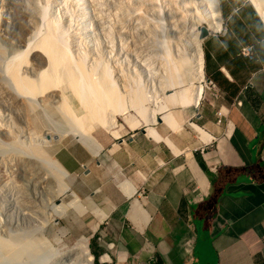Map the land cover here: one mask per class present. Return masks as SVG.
I'll return each instance as SVG.
<instances>
[{
    "label": "crops",
    "instance_id": "obj_1",
    "mask_svg": "<svg viewBox=\"0 0 264 264\" xmlns=\"http://www.w3.org/2000/svg\"><path fill=\"white\" fill-rule=\"evenodd\" d=\"M217 2L204 72L229 106L172 110L178 129H158L171 144L142 126L56 151L72 190L106 214L90 235L98 264H264V0ZM249 45L253 59L241 54Z\"/></svg>",
    "mask_w": 264,
    "mask_h": 264
},
{
    "label": "bare ground",
    "instance_id": "obj_2",
    "mask_svg": "<svg viewBox=\"0 0 264 264\" xmlns=\"http://www.w3.org/2000/svg\"><path fill=\"white\" fill-rule=\"evenodd\" d=\"M113 1L123 10L119 16L122 29L135 18L140 21L139 26L145 27L142 31L136 30L140 33L135 35L138 38L135 41L143 42L140 35L148 41L144 45L148 43L151 60L162 74L161 87H174L178 82L192 87L187 92L182 89V98L168 94L161 101L158 98L151 101L146 90L130 88L127 82L121 81L125 78L130 81L128 70L132 72L123 69V61L127 63L133 51L128 50L131 42L126 31L121 33L118 43L113 35H108L104 42L93 40L83 44L79 37L64 36V27L58 24L56 14L45 22L46 30L39 31L42 10L39 0H23L24 15L21 16L25 31L14 38L9 56H4L0 49V135L12 142L7 146L0 143V184L6 181L5 172L15 169L26 174L29 186L26 191L15 189L16 185L14 189L5 188L0 197V212L5 213L10 225L5 238L0 237V264H71L75 260L78 264H94L90 237L82 235L68 248L60 245L58 235L53 234V243L59 244L54 248L49 239L36 236L38 230L45 232L49 223L71 218L72 208L80 212L85 209L81 198L65 182L70 173L48 154V147L59 144L68 134L84 139L95 130V122H106L113 130L117 116L128 109L139 111L145 118L146 105L150 102L159 107L147 113L149 134L158 135L151 126L158 124L159 115H163L162 121L167 126L178 129L172 110L177 105L188 104L198 108L206 88L212 84L204 72L203 41L222 28L217 0H163V6L160 0ZM141 6L152 14L151 19L138 13ZM136 43L133 39L132 44ZM70 94L79 104L77 111L70 102ZM124 99H128V106ZM45 114L61 126L58 131L45 128L41 120ZM138 125L137 122L132 127ZM197 130L204 139L206 134ZM111 133L114 139L122 136L119 131ZM162 140L171 144L169 138L162 137ZM68 192L71 201L60 202L61 195ZM94 213L99 221L91 231L97 230L106 215L97 208ZM65 232L59 229V234Z\"/></svg>",
    "mask_w": 264,
    "mask_h": 264
},
{
    "label": "rangeland",
    "instance_id": "obj_3",
    "mask_svg": "<svg viewBox=\"0 0 264 264\" xmlns=\"http://www.w3.org/2000/svg\"><path fill=\"white\" fill-rule=\"evenodd\" d=\"M22 1L23 0H0V49H1L4 56L10 55L9 52L13 48L14 38L15 37L18 38L19 37L18 35L20 34V32L25 31V23H24V19H23L24 18L23 17V15H24L23 14V5H22L23 2ZM121 1H123V0H121ZM160 1H161L160 5L163 6V0H160ZM111 2H113V4ZM39 3H40V6L42 7L41 16L39 18V31H45L46 30L45 22L47 21V19L53 18V17H51L53 14L57 15V17H58L57 20L59 19L58 24L60 26L62 25L64 27L63 28L61 26L64 29L63 31H65L64 36L68 37V38L70 37V35L75 36V37H79V39H81V42H83V44L84 43L86 44V43L93 41V40H94L93 42H97V41L98 42L99 41L104 42V41H106V39H108V35H110V36L113 35L112 37L115 39V41L117 39L116 42L118 43L119 40H121L120 39L121 33H123V31H126L124 33L128 34L129 37L127 35H126V37L129 38V40L131 42L128 50H129V52H131L132 50H130V49H133L134 53H133V51L131 52V56H129V61L127 63L125 61H123L124 62L123 63V69L124 70L126 69L125 71H127L128 69L132 70V72L128 70V74H129V72L131 73L130 74L131 80L129 79L131 82L128 81V78L127 79L125 78L121 81L124 83L127 82L128 86H130V88H133V86H134V87H138L139 89L146 90L151 101L152 100L155 101L156 98H158L159 101H161L163 98H165V97L167 98L168 94H169V96L171 94H176L177 96L182 98L183 90L185 92H187L188 90L191 89V87H192L191 85L183 84L181 82L180 83L178 82V84L175 85L174 87L171 85H170L171 87L167 85L169 87V88L166 87L167 89L165 87H161V75L162 74L160 71H157L156 64L153 62V60H151V52L149 51L148 43H147V46H145L146 42H148V41L146 39H142V35H140L141 40L143 41V42L140 41V42H142L141 44L139 43V41H137V43L135 41L138 39V38H136L135 35L138 36V33H140V32H138V33H136V32L139 30L142 31V29H144L145 27H142L141 26L142 24H141L140 25L141 29H140V26H139L140 21L137 22V20H135L136 19L135 18L134 20L130 21L131 23L129 22L128 24H126V27L124 26L125 28H123L124 29L123 30L122 27H120L121 22H119L121 14H122L121 12H123V10L118 9V7H117L118 5L115 4V2L113 0H96V1L95 0L94 1L93 0H49V1L48 0H39ZM140 8L138 9V13L144 14L149 19L152 18L151 17L152 14H150V12H148L146 10L145 6H141ZM145 13L146 14L149 13L150 17H148L149 15H146ZM21 14H23V15L21 16ZM133 39H134V42L136 43V44H134L135 47L132 44ZM144 43H145V45H144ZM83 46H85V45H83ZM203 48H204V43H203ZM133 70L137 71L139 73V75L137 74V72H134ZM137 75L139 76V78L137 77ZM205 75H206V73H205ZM206 77H207V79L209 78L207 75H206ZM138 85H140V86H138ZM180 90H182V91H180ZM179 92H180L181 96H180V94H178ZM70 98H71L70 102H71L72 106L77 111V108H79L78 107L79 104H78L77 100L71 94H70ZM172 100L175 101V99H171V101ZM208 100L217 101L218 107H220L222 103L229 106L232 102V101L227 102L225 99H223L221 96V93L219 92V90L216 87L213 86V84H210L209 88H206V91L204 94V99L202 100V103L197 110L202 108L203 103L207 102ZM125 102H127V106H128V103H129L128 99H127V101L125 100ZM146 106H147L148 111L145 114V118L142 116V114L139 111L134 110V109H131V110L128 109V110L123 111L121 114H119L117 116V121H116L117 126L115 128H112V129L114 131H119L121 134H123V132H125V131L136 130L138 128H141L142 126H146L147 127L146 132H147L148 129H151L148 125V122H147L149 119L147 117V113L155 110L157 108V106L159 107V105L150 102ZM191 106L194 107V105H192V104H188L185 106L184 105H177L173 109V112L175 114L176 112H178L180 110H185L183 108H189ZM221 111L225 114V118H226L227 111L224 108H222ZM78 113H81V112H78ZM162 117H163V115H159L161 122H158V124L155 126H151L152 128L157 130L158 135L156 137H154V136H152V134H149L147 132V134L150 137H152L156 140H162V137H163V135H161V133L158 130L162 125L161 123H164L162 121ZM41 120L45 124V128L48 127L52 131L56 132L59 130V127H61L60 125L55 124L54 120L48 114L41 115ZM137 122L139 123V125L137 127H132V125L137 123ZM98 123L99 122L94 123V125L96 126L95 130H93L94 132L95 131H107L110 134H112L111 132L113 130L108 128V125L106 124V122H105V124H103V123L98 124ZM150 124H152V123H150ZM171 129L174 130V128H171ZM93 131H91V133H93ZM69 139H77V138L75 136H73L72 134H68V136L63 137L62 140H60L59 144L57 143V145L54 144L52 146H49L47 149L48 154L57 159V157L55 155L56 151L60 147L65 145L67 143V140H69ZM0 143L4 146H7L9 144L11 145L12 142L9 139L5 138L4 136L0 135ZM8 152H11V151L8 150ZM12 171H14V172H12ZM15 171L17 172V174L15 173ZM20 172H21V174H20ZM20 172H19V170H15V169L14 170L9 169V170H7V172H5V174L7 176L5 175V179H6V181H4L5 183H2V186L4 185L3 188L0 184V197L3 196V194H4L3 190H5V188L8 189V187H9V189H11V188L14 189L15 185H16L15 189H18V190L22 189L25 191L27 190V188L29 186V183H28L29 179H28V177H26V174H24V172L22 170H20ZM22 172L25 175L24 176L25 178L23 177ZM8 181H10L9 184L7 183ZM65 182H67V184H69V186H70L69 178H67ZM71 191H73L72 188H71ZM70 192L65 193L64 195H61V197L59 199L60 202L62 201L63 203H68L69 201H71L72 196L70 195ZM81 201H82V204L85 206L84 211L80 212L79 210H74L75 208H72L71 210H73V211H71L72 212L71 218H69V219H58L57 223H55V221L53 222L54 224L49 223L47 228L45 229L46 233L38 230L39 232L37 231L38 234H36V236L39 238L43 237V236L46 237V239H49V241L52 243V246H54V248H57L59 246V244H56V242L53 243L54 235H58V238L60 240V245L61 244L66 245L68 248H71L74 245V240L76 238H78L82 235L90 237L91 226L93 225L94 219H95L94 218L95 206L89 207L88 205L83 203L84 201L82 199H81ZM92 208H93V210H92ZM9 226L10 225L8 224V220L6 218L5 213H3V211L0 212V237L1 238H5L6 231L9 229ZM59 229H64L66 231L64 233V235L59 234ZM41 232L43 233V235ZM56 233H58V234H56ZM89 248H90V240H89ZM71 264H78V262L75 260ZM94 264H95V261H94Z\"/></svg>",
    "mask_w": 264,
    "mask_h": 264
},
{
    "label": "built area",
    "instance_id": "obj_4",
    "mask_svg": "<svg viewBox=\"0 0 264 264\" xmlns=\"http://www.w3.org/2000/svg\"><path fill=\"white\" fill-rule=\"evenodd\" d=\"M241 54H242V56H244L246 58L253 59L254 58V46L249 45V46L243 47L241 50ZM263 71H264V69H263ZM240 103L241 102L239 101L238 104H240ZM225 119H226L225 114L221 110L218 111V113H217L218 124H222ZM263 159H264V155H263Z\"/></svg>",
    "mask_w": 264,
    "mask_h": 264
},
{
    "label": "water",
    "instance_id": "obj_5",
    "mask_svg": "<svg viewBox=\"0 0 264 264\" xmlns=\"http://www.w3.org/2000/svg\"><path fill=\"white\" fill-rule=\"evenodd\" d=\"M208 82L211 83V80L208 78ZM159 122H161V119H159ZM145 131V130H144Z\"/></svg>",
    "mask_w": 264,
    "mask_h": 264
},
{
    "label": "trees",
    "instance_id": "obj_6",
    "mask_svg": "<svg viewBox=\"0 0 264 264\" xmlns=\"http://www.w3.org/2000/svg\"><path fill=\"white\" fill-rule=\"evenodd\" d=\"M94 261H95V264H98L96 259H94Z\"/></svg>",
    "mask_w": 264,
    "mask_h": 264
}]
</instances>
